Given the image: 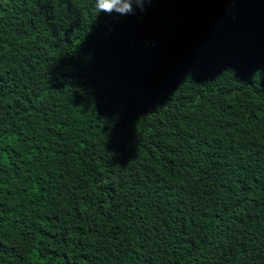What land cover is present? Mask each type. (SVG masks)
<instances>
[{
    "label": "trees",
    "instance_id": "16d2710c",
    "mask_svg": "<svg viewBox=\"0 0 264 264\" xmlns=\"http://www.w3.org/2000/svg\"><path fill=\"white\" fill-rule=\"evenodd\" d=\"M0 264H264V0H0Z\"/></svg>",
    "mask_w": 264,
    "mask_h": 264
},
{
    "label": "clouds",
    "instance_id": "9594fccd",
    "mask_svg": "<svg viewBox=\"0 0 264 264\" xmlns=\"http://www.w3.org/2000/svg\"><path fill=\"white\" fill-rule=\"evenodd\" d=\"M98 13L107 15H132L136 10L141 13L151 4V0H93Z\"/></svg>",
    "mask_w": 264,
    "mask_h": 264
}]
</instances>
